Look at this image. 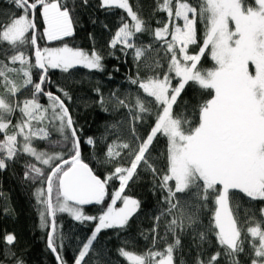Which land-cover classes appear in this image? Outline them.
Masks as SVG:
<instances>
[{
    "label": "snow or ice",
    "instance_id": "snow-or-ice-1",
    "mask_svg": "<svg viewBox=\"0 0 264 264\" xmlns=\"http://www.w3.org/2000/svg\"><path fill=\"white\" fill-rule=\"evenodd\" d=\"M7 3L16 11L0 10V171L23 158L22 183L32 189L38 227L57 264H67L65 213L80 224L94 223L85 239L75 238L73 264H89L90 254L97 257L92 264H105L100 257L106 253L95 247L98 236L130 226L141 201L126 189L142 173L150 174L160 199L152 227L141 232L146 242L151 238L148 249H117L128 264H175L185 236L197 249L193 264H242V255L250 264H264V206H253L264 205V0H155L148 17L139 0H99L101 10H121L109 55L118 50L131 56L136 72L127 79L137 90L106 98L93 89L103 112L111 105L122 113L98 138L83 137L72 94L51 79L56 69L69 75L77 66L104 71L91 33V50L64 42L74 36L77 9L89 7V0ZM39 40L61 46L41 47ZM206 56L211 68L202 66ZM188 88L202 90L197 103L183 99ZM161 138L166 147L153 155ZM82 144L93 148L91 163ZM97 144L104 146L102 156L95 153ZM104 168L110 171L102 177L97 169ZM93 204L101 206L99 214H86L84 206ZM13 212L5 200L2 213ZM2 239L0 264H27L23 251L15 250L17 235L6 232Z\"/></svg>",
    "mask_w": 264,
    "mask_h": 264
},
{
    "label": "trees",
    "instance_id": "trees-1",
    "mask_svg": "<svg viewBox=\"0 0 264 264\" xmlns=\"http://www.w3.org/2000/svg\"><path fill=\"white\" fill-rule=\"evenodd\" d=\"M135 5L137 0H131ZM251 2V0H250ZM99 0H89V7L78 8L79 23L75 28L73 37L65 38L64 42L71 47H80L86 50H91L93 47V40L89 38V34L94 37L95 48L104 57V71L88 70L82 66H77L71 70V75L62 73L60 70H51V79L58 83L61 87L66 88L72 96L71 110L74 118L78 121L79 127L83 129V137L93 136L98 138L104 132V125L106 123H113L121 118L122 113H114L111 111L109 105V112H103L100 106L95 103L98 100L94 88L99 87L105 97L110 93L116 92L118 96L124 98L123 94L127 91L135 92L136 86L131 85L128 81L130 75H135L136 67L129 55L127 58L116 50L115 55H109L111 51L108 45L111 36L118 27V17L122 14L121 10H114L109 13L98 8ZM140 6L143 8V15L150 16L154 7L155 0H139ZM0 10H8L15 12V8L11 7L7 0H0ZM164 14H158L155 19H162ZM155 19L152 20V27H156ZM93 21H96L93 23ZM108 25L105 29L104 25ZM200 35L202 36V30ZM145 42L149 40L148 36H144ZM202 42V40H201ZM40 46L57 47L61 46L59 42H48L46 40H39ZM192 51H198L196 46H192ZM34 59V58H33ZM202 66L204 68H211L213 62L210 57L202 59ZM118 69V71H117ZM141 75H144L141 72ZM55 91V88L52 89ZM28 95V93H24ZM202 95V90L188 88L185 93H182L183 99L189 101L190 104L197 103V99ZM196 97V99H194ZM203 98H209L206 94ZM41 102H46L42 99ZM183 107V105H182ZM181 109H177L180 111ZM190 111V109H189ZM2 138V136H0ZM40 146H43L41 144ZM166 147V141L161 138L156 144V150L153 155L162 152ZM104 146L97 144L95 153L102 156ZM82 155L86 162L92 161L93 148L86 144H82ZM23 158L19 163L12 164L5 170L0 171V192L4 194L5 199L0 200V248H3V236L6 232H14L18 237L17 250L18 255L20 250L23 251L27 264H57L54 256L46 248L45 233L38 227V217L32 205L34 200L31 196L32 189L25 183H22L23 176ZM96 167L95 164H92ZM98 174L103 175L110 171L108 168L97 169ZM119 183L112 181L110 191L118 188ZM126 194L131 195L141 201V209L137 215L130 220V226L125 230L108 229L103 230L95 244L97 252L103 250L106 256H101L100 259L106 262L111 261V264H128L125 258L119 256L117 251L120 247H127L128 250L142 253L146 251L151 243V238L146 242L141 236V232H147L152 227L153 215L157 209V202L160 199V193L153 194L150 174L142 173V179L130 182L129 188L126 189ZM237 200L241 199L240 194L236 196ZM7 200L8 205L14 209L12 215H4L2 208ZM247 207V203L245 204ZM255 209L264 206L259 202H253ZM100 205H86L84 210L86 214L98 215ZM211 213H206L202 217L204 223L208 222V216ZM256 215L259 216L258 211ZM60 219L63 221V232L68 237L65 241L64 258L67 264H73L74 257L78 251L76 237L85 239L90 235L94 228V223L80 224L73 221L66 213L60 214ZM213 243H215L214 237ZM125 241L128 243L125 245ZM182 248L174 253L175 264H180L183 260L185 264H193L197 255V249L192 243L191 237H182ZM164 244L157 245V248L162 249ZM205 247H208L205 245ZM216 251L213 247L205 253V258ZM91 258L89 264L97 258L95 254H90ZM242 264H250L248 256L242 255L240 257ZM223 264V260L221 261Z\"/></svg>",
    "mask_w": 264,
    "mask_h": 264
},
{
    "label": "rangeland",
    "instance_id": "rangeland-1",
    "mask_svg": "<svg viewBox=\"0 0 264 264\" xmlns=\"http://www.w3.org/2000/svg\"><path fill=\"white\" fill-rule=\"evenodd\" d=\"M43 47V46H42ZM117 206H120V202H117Z\"/></svg>",
    "mask_w": 264,
    "mask_h": 264
}]
</instances>
